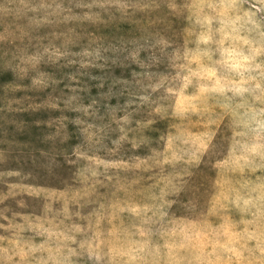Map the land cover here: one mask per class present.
Wrapping results in <instances>:
<instances>
[{"label":"rangeland","instance_id":"1","mask_svg":"<svg viewBox=\"0 0 264 264\" xmlns=\"http://www.w3.org/2000/svg\"><path fill=\"white\" fill-rule=\"evenodd\" d=\"M0 264H264V0H0Z\"/></svg>","mask_w":264,"mask_h":264}]
</instances>
